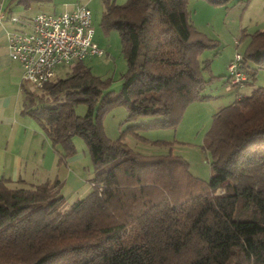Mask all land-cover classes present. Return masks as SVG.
Listing matches in <instances>:
<instances>
[{
  "label": "trees",
  "instance_id": "trees-1",
  "mask_svg": "<svg viewBox=\"0 0 264 264\" xmlns=\"http://www.w3.org/2000/svg\"><path fill=\"white\" fill-rule=\"evenodd\" d=\"M187 2L103 0L100 24L119 32L127 62L115 97L110 79L93 74L84 59L40 93L21 83V112L62 147L59 162L74 152L79 135L93 175L91 190L66 208L58 177L11 184L0 176V264H264V87L237 93L214 113L204 138L207 180L170 148L141 153L103 129V112L117 104L126 105V120L160 117L129 128L168 127L189 102L206 97L199 55L215 42L193 27ZM248 62L264 69V29L250 35L242 83L257 72ZM79 102L87 105L82 115L75 112Z\"/></svg>",
  "mask_w": 264,
  "mask_h": 264
},
{
  "label": "rangeland",
  "instance_id": "rangeland-1",
  "mask_svg": "<svg viewBox=\"0 0 264 264\" xmlns=\"http://www.w3.org/2000/svg\"><path fill=\"white\" fill-rule=\"evenodd\" d=\"M113 1L122 4L126 0ZM18 5L20 8L24 7L23 3ZM78 5H85L91 10L94 39L104 50L102 55L87 56L84 64L93 74L110 79L107 90L110 91L111 97H115L122 84V75L127 70V62L122 52L119 32L115 28L104 29L100 24L103 0H30L31 8L24 11L23 16L32 17L38 11L56 13L64 9H73ZM187 9L193 27L215 42L214 46L203 49L199 55L203 66L202 75L206 80L201 94L206 97L189 102L175 126L129 128L131 124L149 123L160 117L140 115L133 120H126L125 104H117L107 109L101 116V122L105 134L110 139L122 136V140L134 151L147 154L165 153L170 148L174 154L182 156L187 161L192 175L207 180L211 174V156L204 148V138L214 113L232 103L237 93L247 95L255 86L264 87V69H258L252 62H248L250 69L257 70L255 78L249 83L235 84L230 90L226 89L230 82L227 67L234 54L239 52L243 55L250 35L264 29V0H228L219 3L209 0H188ZM71 66L68 64L57 66L55 77L67 76ZM25 87L41 92L38 87L28 82H25ZM20 97L19 105L22 106L23 92ZM86 109L87 105L83 102L75 106L78 115L84 114ZM28 116L35 122L39 130L37 135L38 137L40 135V143L43 145L40 153L30 149L32 155L30 159L32 158V162L38 160L50 165L51 172L57 174L63 181L61 207L66 208L75 199L84 197L91 190L89 178L93 175V167L88 148L82 137L74 135L72 140L75 150L65 157V160L71 157V162L67 164L64 161L59 162L60 155L63 158L65 155L62 147L58 145L54 148L51 142L39 133L42 129L38 122L32 116ZM136 132L137 134H134ZM158 140L170 142V147L154 143Z\"/></svg>",
  "mask_w": 264,
  "mask_h": 264
},
{
  "label": "built area",
  "instance_id": "built-area-1",
  "mask_svg": "<svg viewBox=\"0 0 264 264\" xmlns=\"http://www.w3.org/2000/svg\"><path fill=\"white\" fill-rule=\"evenodd\" d=\"M3 17L0 4V20ZM9 18L12 21L20 20L15 15H10ZM22 22L28 28L7 32L6 47L10 57L20 63L24 83L42 87L55 77L57 66L73 65L87 56L104 53L93 38L92 13L85 5L56 13L38 11L29 20ZM241 61L242 55L236 52L228 64V90L246 79V74L241 70Z\"/></svg>",
  "mask_w": 264,
  "mask_h": 264
},
{
  "label": "crops",
  "instance_id": "crops-1",
  "mask_svg": "<svg viewBox=\"0 0 264 264\" xmlns=\"http://www.w3.org/2000/svg\"><path fill=\"white\" fill-rule=\"evenodd\" d=\"M0 4L4 12L0 20V176L8 178L11 184H36L59 178L51 172L50 165L38 160L32 162L30 159V149L40 153L43 145L40 143V135H37L39 130L35 122L21 112L22 68L17 60L10 57L6 47L7 32L28 28L22 20L31 18L23 16L24 11L31 6L20 8L18 4L22 3L19 0H0ZM10 15L18 16L20 20L12 21ZM39 133L46 137L43 131ZM70 162L71 157L65 160V164Z\"/></svg>",
  "mask_w": 264,
  "mask_h": 264
}]
</instances>
